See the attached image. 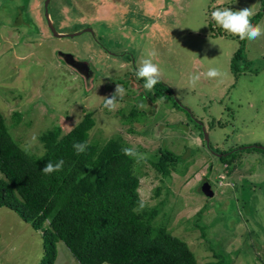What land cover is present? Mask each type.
Here are the masks:
<instances>
[{"label": "rangeland", "instance_id": "rangeland-1", "mask_svg": "<svg viewBox=\"0 0 264 264\" xmlns=\"http://www.w3.org/2000/svg\"><path fill=\"white\" fill-rule=\"evenodd\" d=\"M44 2L0 0V111L18 143L25 149L35 135L28 151L41 155V134L55 125L66 134L93 112L90 141L121 136L143 157L135 165L142 211L158 206L155 226L187 241L201 263L219 253L228 264H264V151L241 149L264 147V36L245 40L248 68L234 73L242 40L211 18L217 8L251 7L254 16L263 0H51L58 32L94 31L73 38L52 34ZM257 24L264 26V11ZM151 51L163 85L149 92L135 72ZM70 54L93 70L88 85L67 64ZM210 67L225 73L222 82L204 78ZM196 73L201 79L192 88L188 77ZM117 84L126 92L109 111L104 100ZM196 120L209 132L211 149ZM161 148L182 158L167 177L146 161ZM232 150L225 161L214 154ZM38 235L16 211L1 207L0 264H30Z\"/></svg>", "mask_w": 264, "mask_h": 264}, {"label": "trees", "instance_id": "trees-1", "mask_svg": "<svg viewBox=\"0 0 264 264\" xmlns=\"http://www.w3.org/2000/svg\"><path fill=\"white\" fill-rule=\"evenodd\" d=\"M262 10L264 0L263 8L250 18L253 24L262 18ZM245 40L233 56L234 73L248 68ZM165 92L172 95L168 87ZM174 103L182 108L175 98ZM95 125L94 113L87 111L66 134L61 125H55L39 137L45 151L34 155L14 138L0 111V208L16 211L34 229L42 231V264H55L60 241L80 264H228L225 255L219 253L215 261L199 262L187 241L166 226H155L158 206L133 211L142 201L141 178L135 170L137 159L122 152L132 146L121 136L102 143L90 141ZM77 142L88 144L80 155L73 148ZM233 151L221 160L233 156ZM155 158L146 161L164 177L177 171L182 160L167 148H161ZM61 159L65 162L61 171L50 175L42 172L48 162L55 164Z\"/></svg>", "mask_w": 264, "mask_h": 264}, {"label": "clouds", "instance_id": "clouds-1", "mask_svg": "<svg viewBox=\"0 0 264 264\" xmlns=\"http://www.w3.org/2000/svg\"><path fill=\"white\" fill-rule=\"evenodd\" d=\"M253 16V11L250 8H244L242 10L233 11L229 8L220 9L217 8L211 13V18L215 21L216 25L223 29V31L232 36H238L241 40L254 41L264 36V26L260 24H253L251 22V17ZM157 53L151 51L147 54V57L142 59L137 66L135 75L137 79L144 80L143 87L151 92V90L160 82L161 70L158 64L154 63V59ZM225 73L221 72L218 68L210 67L207 72L203 73L206 79H217L224 77ZM201 79V74H190L188 77V83L192 88H195ZM126 90L123 86L117 84L115 91L110 95L105 97L103 107L109 111H115L117 107L118 98H123ZM139 107L143 108L144 105L140 104ZM37 137L32 136L31 141L26 143L25 151H28L32 145L36 142ZM88 147L87 142H77L73 144V148L77 155H80L86 151ZM122 152L125 156L134 157L139 160L143 159L142 156H138L132 148H123ZM64 160H59L55 164L48 162L42 169L45 175H50L54 172L61 171L64 166ZM144 203L141 201L138 207L134 208V212H139L144 208Z\"/></svg>", "mask_w": 264, "mask_h": 264}, {"label": "water", "instance_id": "water-1", "mask_svg": "<svg viewBox=\"0 0 264 264\" xmlns=\"http://www.w3.org/2000/svg\"><path fill=\"white\" fill-rule=\"evenodd\" d=\"M50 2L51 0H45L44 2V10H45V17H46V20H47V24H48V27L50 28V31L52 32V34L56 37H59V38H64V37H70V38H73V37H76V36H80L82 33H84L85 31H91L92 33H94V31L91 29V28H88L84 31H79V32H75V33H66V32H58L55 28V26L53 25V23L51 22V19H50V13H49V5H50ZM66 62L67 64L72 68L74 69L75 71H77L82 77H84L85 81H86V84L88 85V83L91 82V79L93 77V70L84 62V61H80L79 59H77L73 54H70V55H67L66 57ZM172 91V95L174 97V92L172 89H170ZM176 96V95H175ZM176 101L177 98H175ZM179 105L182 107V108H185L188 112H190V110L188 108H186L183 104H181L179 102ZM202 130H203V137H205V143H206V146L211 149V139L209 137V132L206 130V128L202 125ZM255 147H259L261 149H264V147L262 146H259V145H253ZM253 146H244V147H241V149H247V148H251ZM213 151V150H212ZM214 152V151H213ZM214 154H216L218 157H222L223 155H226L228 153H225V154H221V153H218V152H215ZM205 191L207 194H209L210 196H213V189H212V186L209 184V183H205Z\"/></svg>", "mask_w": 264, "mask_h": 264}, {"label": "crops", "instance_id": "crops-1", "mask_svg": "<svg viewBox=\"0 0 264 264\" xmlns=\"http://www.w3.org/2000/svg\"><path fill=\"white\" fill-rule=\"evenodd\" d=\"M113 14L114 13H105V16H111ZM33 230L40 235H38V242H39L37 247L38 250L34 253V255H32L30 259V264H42V260L45 255L44 245H43V233L41 230H36L34 228ZM57 248H58V255L55 264H80V262L73 255L72 251L63 241L58 242ZM103 264H110V263L104 262Z\"/></svg>", "mask_w": 264, "mask_h": 264}, {"label": "bare ground", "instance_id": "bare-ground-1", "mask_svg": "<svg viewBox=\"0 0 264 264\" xmlns=\"http://www.w3.org/2000/svg\"><path fill=\"white\" fill-rule=\"evenodd\" d=\"M245 196H247V195H245Z\"/></svg>", "mask_w": 264, "mask_h": 264}]
</instances>
